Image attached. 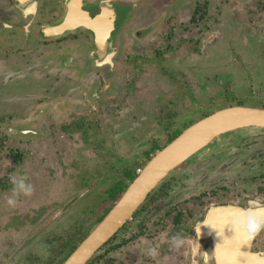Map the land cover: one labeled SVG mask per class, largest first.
Wrapping results in <instances>:
<instances>
[{
    "label": "rangeland",
    "instance_id": "374dc122",
    "mask_svg": "<svg viewBox=\"0 0 264 264\" xmlns=\"http://www.w3.org/2000/svg\"><path fill=\"white\" fill-rule=\"evenodd\" d=\"M208 1L206 18L200 9L193 22L185 18L175 27L165 26L160 38L155 34L144 44L133 35L145 22L126 25L116 66L99 71L91 93L85 86L68 85L56 70L68 50L18 56L10 50L22 46L2 45L0 264H49L45 259L50 250L45 251L92 231L114 205L112 189L130 184V176L176 133L227 107L264 109V0ZM9 9L0 4V23H15L17 17L20 27L19 13ZM114 82L119 89L112 94L114 114L99 113L100 101L111 95ZM81 99L94 109L100 103L99 111L89 112L87 106L76 119L72 109ZM262 164L264 130L224 135L168 177L161 197L129 222L127 237L133 238L134 246H171L176 236L185 243L174 251L184 252L183 259L190 260L186 264H205L210 251L194 238L192 228L212 205H239L254 196L262 201L264 197L254 192L255 172ZM14 173L27 174L33 192L16 197L15 206H9L8 178ZM164 212L170 219L178 216L179 224L163 222ZM164 259L162 264H178L177 256Z\"/></svg>",
    "mask_w": 264,
    "mask_h": 264
},
{
    "label": "flooded vegetation",
    "instance_id": "af4514ba",
    "mask_svg": "<svg viewBox=\"0 0 264 264\" xmlns=\"http://www.w3.org/2000/svg\"><path fill=\"white\" fill-rule=\"evenodd\" d=\"M98 1L101 2L102 0H98ZM118 1L122 2L123 4H118L115 2V0H111L113 9L115 11V22L113 24L114 25L113 30L110 32L109 37L106 39L107 43L105 45L101 44V46H97L96 45L97 38L95 37V35L89 30L83 31L84 29L77 30L74 33L67 34L66 36L58 39L43 38L41 34L43 28L46 26H51L52 24L56 23L63 17V15L66 14V6H65L66 0H36L34 2V7H31L32 8L31 13L27 12V14L25 15L23 14V12H21V10L17 8V4L15 2L11 0H0V4L3 6L6 5L7 7L10 8L9 10L13 11L14 9H16V11L19 13V17H21L22 20V25L20 27H18L19 25L16 22L17 17H15L14 19L15 23H7L1 21L0 28L4 36H0V52H2L1 51L2 45L3 46L6 45L8 47H13V48L19 45L22 46V48L19 47L20 49L16 48L10 50L13 52V54H17L18 56L22 55L25 52L39 51L43 53L50 49L62 50V48H64L65 50H68L67 54L65 55L66 58L64 59L62 65L58 64V67L56 66L57 67L56 70L60 71V74L62 73L63 76H66L64 82L67 81L68 85L73 84L77 88L80 87L79 89L85 86L86 92L91 93V88H94L95 84H97L98 80L96 78L100 74L99 71H101L102 69L105 71L106 68L110 69L116 66L114 61L115 58H117V56L119 55L118 49L123 44L121 32L125 30L124 28H126V25L132 26L133 24L139 21L145 22L143 28H139L138 30L140 31L139 33H142L143 35L141 36L138 33V31L135 32L136 34L133 35V37L139 43L144 44L148 42L147 40L149 39V37L155 34L158 35L157 39L160 38L162 35V31L164 32L163 27L165 26L168 28L175 27L177 24H181L179 20H183L185 18L190 19V22H193L194 20L193 17L197 16L196 11L200 12L199 11L200 9L203 10L204 13L202 15L204 18H206L205 15V12L207 11L206 8L208 7L210 8L209 6L210 2L208 0H203V2L201 0H118ZM45 2H48L46 5L47 15L44 12ZM89 8L91 10V15L97 14L99 11V2H96V4H92ZM39 17H41L43 21L38 20ZM200 17L201 15L198 16L199 19ZM182 22H184V20ZM20 32L23 33L24 35L23 40L20 39ZM140 36L141 38H139ZM128 41H130L129 38ZM125 42H127L126 39ZM131 43H132L131 41L128 42V45L130 47H131ZM152 46L153 45H151L149 49L153 54L155 50L152 48ZM130 47L128 49H130ZM147 50L148 48L145 51L147 52ZM127 52L128 51H125V54ZM41 55L36 56L37 58L35 57L36 60L34 61L40 60L39 57ZM101 56H105V57L108 56L110 61L105 60L103 62L101 60ZM118 65L120 68V63H118ZM110 79H112V77ZM70 81H75L76 83H72ZM115 84H118V82H114L111 85L112 89L109 90L111 95H109L108 98L104 95L103 100L101 99L100 101V103L103 104V108L104 109L105 107L107 108L106 110L102 108V110L99 111L100 103L98 104V108L94 109L92 108L94 105H91L90 103L89 105H86V103H84L83 100L81 99L78 101L76 105L78 108L75 107L74 109H72V111L76 112L75 114L77 116L76 119H78V117L80 116L81 117L83 116L82 114L83 109H86L87 106H90L89 107L90 109H87L88 111L91 110L89 112H92V110L96 112L98 110L99 113L103 112L107 115L114 114L115 109L113 110V108L115 106V103L112 101V99H114V96H112V94L115 92H119V89L115 87L116 86ZM91 96L93 98H97V99L99 98V96H97L96 93L94 94L92 93ZM78 111H80L81 113L79 114ZM210 115L211 114H209L208 116ZM93 119L94 117L91 120L93 121ZM79 122H85V121L82 120V118H80ZM244 130H248V129L237 130L234 132H230L228 134H233L235 132H240ZM22 133H24L25 135L30 134L29 131H22ZM176 134L178 137L181 133H176ZM172 141L173 140L169 141L168 144H170ZM161 150H159V152ZM193 158H195V156L190 158L188 161L184 162L169 176L177 172L183 166H186ZM261 167L263 169L258 168L255 172L256 183L254 184L255 185L254 192L256 194V197L259 196L264 197V164H262ZM143 169H138V171H136V174L134 175V180L137 178L139 174H141ZM168 177L164 179L158 185V187L147 197V199L132 215L131 219L128 220L127 223L106 244H104L97 252H95V254L91 257V259H89V261L86 264H162V261L163 260L165 261L164 257H167L168 259L172 256H177V260L175 261L178 264H186L190 262V260L186 261L185 259H183L185 257L184 252L181 251V253H177L176 251H174V248L172 246H169V243L166 244V246H163L165 243H160L159 245L155 244L156 246H143V245L134 246L133 245L134 242H132L133 238L127 237L128 231L126 230L128 229L127 226L129 222H132L139 214L143 213L148 203H155L161 197L162 191H160V189L162 188L164 182L168 179ZM133 181L129 180V183L131 184ZM261 181H263V184H261ZM130 184H128L126 187L128 188ZM121 186L124 187V185L122 184ZM125 191L119 196L118 200L114 202V205L119 201V199L125 193ZM250 200H257V199L254 196L253 198L252 197L248 198V200L245 203L243 202L240 203L239 205L234 203H222L218 205L217 204L212 205L208 208V210L204 213V215L196 221L194 227L192 228L194 238L200 243H205L206 246L204 247L205 248L207 247V249L210 251V253L206 254V256L203 258V262L205 264H218L219 263L218 259L220 261H223V263H225L227 262L228 259L225 254L219 258L221 253L219 254L220 252L218 250L219 248L215 246L213 242V238H211V236L209 238H198L196 235V231L194 229H196L198 224H201L206 221L208 214L212 209H217L220 207H227V206L244 207L247 205V203ZM260 203L264 205V199L260 201ZM110 210H108L106 214L101 217V219H103L110 212ZM257 211L259 212L258 209ZM159 217L161 218V215ZM162 218L164 219L163 222L171 223L174 225L179 224L178 220H176L178 216L177 217L175 216L174 218L170 219L169 212L168 213L164 212ZM142 226L143 225H139L138 229L140 227L142 229ZM90 232L91 231L87 232L86 234L79 235L78 236L79 239L75 240L73 243H70V240L66 238V240H64L62 243L67 242V244H63L58 248H55L53 246L52 248L53 250L47 249L45 251L46 253L48 250L50 251L46 255L47 257L45 259L46 263L63 264L66 261V259L74 252L75 248H77L81 244L83 238L85 236H88ZM69 233H70L69 231L68 232L66 231L64 234L67 235ZM133 235L137 236V234H133ZM262 242H264V232L258 234L256 238L251 241L250 244L251 246L250 252L252 253L251 255L255 254L264 257V244H262ZM148 247H157L158 255L154 258L145 255L144 252ZM167 251H171V253H167ZM53 252H56L57 255L53 254ZM178 256L181 259H179ZM259 263H260V259L257 262H254V264H259Z\"/></svg>",
    "mask_w": 264,
    "mask_h": 264
},
{
    "label": "water",
    "instance_id": "95a60500",
    "mask_svg": "<svg viewBox=\"0 0 264 264\" xmlns=\"http://www.w3.org/2000/svg\"><path fill=\"white\" fill-rule=\"evenodd\" d=\"M11 1L15 2L17 8L25 15L27 12L31 13V7H34L36 0ZM91 5L87 0H66V14L56 23L43 28L41 32L43 38L58 39L84 29L83 31L89 30L95 35L97 46L105 45L115 22L112 2L111 0L99 1V11L94 15H91L89 8ZM101 60L103 62L110 61L108 56H101ZM242 129L264 130V109L242 106L224 108L183 131L148 162L110 212L95 226L63 264H86L95 252L131 219L147 197L173 171L213 144L221 136ZM239 208L227 206L212 209L206 221L216 223L230 213L238 211ZM258 210L260 213H264V207ZM204 223L197 225L196 228L200 225L197 237L209 238L211 236L215 246L222 243L223 238L217 234V231ZM233 236L231 228H225L224 237L231 239ZM250 244L251 242L233 238L229 245L218 249L219 254L221 253L219 258L225 254L228 259L225 263L218 259V264H254L259 259V264H263V256L251 255Z\"/></svg>",
    "mask_w": 264,
    "mask_h": 264
},
{
    "label": "clouds",
    "instance_id": "9594fccd",
    "mask_svg": "<svg viewBox=\"0 0 264 264\" xmlns=\"http://www.w3.org/2000/svg\"><path fill=\"white\" fill-rule=\"evenodd\" d=\"M8 179L12 185V195L6 200V203L9 206H15L16 197L21 195L27 197L32 194L33 185L30 183L27 174L14 173L9 176ZM261 207H264V205H262L259 200H250L246 206L240 207L238 211L230 213L216 223L205 221L204 224L210 225L217 231V234L223 238V242L216 247L224 248L231 243L233 238H239L244 242H251L258 234L264 232V213L257 211V209ZM227 227H230L234 233V236L231 239L224 237V231ZM194 230L197 232V236H199L200 225ZM184 243V240L179 239L176 236L171 238V246L173 248H179ZM144 254L148 257L154 258L158 255V248L148 247Z\"/></svg>",
    "mask_w": 264,
    "mask_h": 264
},
{
    "label": "trees",
    "instance_id": "16d2710c",
    "mask_svg": "<svg viewBox=\"0 0 264 264\" xmlns=\"http://www.w3.org/2000/svg\"><path fill=\"white\" fill-rule=\"evenodd\" d=\"M177 137V134H175L172 138H171V140H174L175 138ZM170 140V141H171ZM134 180V176H130V181H133ZM127 189V187L126 186H121V185H117V187H115L114 189H112V197L114 198V201H116V200H118V198H119V196L125 191ZM102 220V219H101ZM100 220V221H101ZM99 221V222H100ZM87 236H85L84 238H83V240L86 238ZM76 249V248H75Z\"/></svg>",
    "mask_w": 264,
    "mask_h": 264
}]
</instances>
